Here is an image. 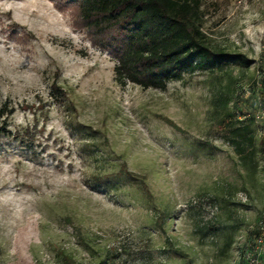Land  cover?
I'll return each instance as SVG.
<instances>
[{
  "label": "rangeland",
  "instance_id": "rangeland-1",
  "mask_svg": "<svg viewBox=\"0 0 264 264\" xmlns=\"http://www.w3.org/2000/svg\"><path fill=\"white\" fill-rule=\"evenodd\" d=\"M201 2L212 49L253 64L163 91L118 85L117 61L51 1L0 0V106L14 111L0 135V264H241L264 227V0ZM228 112L252 121L243 155L220 130ZM54 197L110 216L99 230L36 229Z\"/></svg>",
  "mask_w": 264,
  "mask_h": 264
},
{
  "label": "trees",
  "instance_id": "trees-1",
  "mask_svg": "<svg viewBox=\"0 0 264 264\" xmlns=\"http://www.w3.org/2000/svg\"><path fill=\"white\" fill-rule=\"evenodd\" d=\"M49 1L70 16L75 31L117 61L115 81L121 87L132 84L164 91L168 83L180 82L201 69L222 71L231 64L245 68L253 64L243 55L212 49L202 30L201 0ZM52 93L56 100L66 97L57 86ZM13 114L7 104L0 106V135L11 134L7 119ZM250 124L237 121L233 112L222 118L220 130L240 155L245 145L254 142ZM261 142L264 147V135Z\"/></svg>",
  "mask_w": 264,
  "mask_h": 264
},
{
  "label": "bare ground",
  "instance_id": "bare-ground-1",
  "mask_svg": "<svg viewBox=\"0 0 264 264\" xmlns=\"http://www.w3.org/2000/svg\"><path fill=\"white\" fill-rule=\"evenodd\" d=\"M124 170V167L121 168L120 171L117 172L116 176L121 175V173L123 172L126 173V176L128 178H133L134 174L128 173ZM95 180L101 185L105 184L103 179L96 178ZM144 187L147 190V187ZM106 188H108V186H106ZM183 208H187V205H184ZM38 211L41 217L40 222L36 226V229L40 228L46 230L47 232H54L55 230L63 229L64 224L68 222V220L71 221L73 219H78L83 222L84 230L85 228L87 230H95V228L99 230L101 226H103L104 223L107 222L110 216V210L107 208L98 210L94 206H85L84 209H77L76 205L73 202L68 201V199H57V197H54L52 199H45L44 201H42L39 204ZM88 233L94 234V232ZM81 239L85 241V243L90 241L88 240L86 235H83ZM40 240L42 241V244L44 246L50 245L49 242H46L45 237L44 239L41 237Z\"/></svg>",
  "mask_w": 264,
  "mask_h": 264
},
{
  "label": "built area",
  "instance_id": "built-area-1",
  "mask_svg": "<svg viewBox=\"0 0 264 264\" xmlns=\"http://www.w3.org/2000/svg\"><path fill=\"white\" fill-rule=\"evenodd\" d=\"M241 264H264V227L245 251Z\"/></svg>",
  "mask_w": 264,
  "mask_h": 264
}]
</instances>
